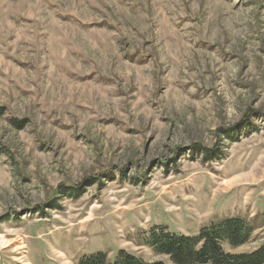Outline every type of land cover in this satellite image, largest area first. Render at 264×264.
Wrapping results in <instances>:
<instances>
[{"label": "rangeland", "instance_id": "1", "mask_svg": "<svg viewBox=\"0 0 264 264\" xmlns=\"http://www.w3.org/2000/svg\"><path fill=\"white\" fill-rule=\"evenodd\" d=\"M0 145V264H173L152 228L229 218L256 250L264 0H0Z\"/></svg>", "mask_w": 264, "mask_h": 264}, {"label": "trees", "instance_id": "2", "mask_svg": "<svg viewBox=\"0 0 264 264\" xmlns=\"http://www.w3.org/2000/svg\"><path fill=\"white\" fill-rule=\"evenodd\" d=\"M233 140L234 137L227 136ZM5 152L0 145V155ZM203 162L219 159L220 153H206L201 150ZM78 198L79 192L65 193ZM253 233V228L239 218L224 219L203 227L197 236L173 234L166 227H154L150 230L148 244L152 250L165 256L173 264H264V244L249 253L236 254L224 249H236L244 246ZM79 264H164L163 262H145L142 259L121 250L114 261L108 260L107 254L95 253L84 256Z\"/></svg>", "mask_w": 264, "mask_h": 264}, {"label": "bare ground", "instance_id": "3", "mask_svg": "<svg viewBox=\"0 0 264 264\" xmlns=\"http://www.w3.org/2000/svg\"><path fill=\"white\" fill-rule=\"evenodd\" d=\"M19 233H16V235H14L12 238L8 239L5 236H0V240H1V245L4 248H9V247H13V251L17 252L19 249H21L22 247V241L20 239V235H18ZM8 237V236H7ZM18 260V259H16Z\"/></svg>", "mask_w": 264, "mask_h": 264}]
</instances>
